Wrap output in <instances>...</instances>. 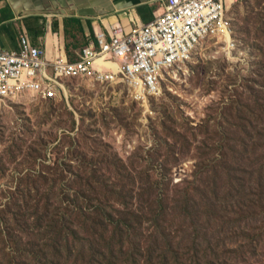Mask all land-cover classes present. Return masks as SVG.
<instances>
[{"label": "rangeland", "instance_id": "rangeland-1", "mask_svg": "<svg viewBox=\"0 0 264 264\" xmlns=\"http://www.w3.org/2000/svg\"><path fill=\"white\" fill-rule=\"evenodd\" d=\"M228 15L230 35L201 43L155 96L136 100L124 84L70 80L51 99L0 102V215L14 202L47 201L87 239L96 205L117 219L128 209L142 218L143 250L165 239L190 245L196 233L217 254L202 264H264V196L244 193L227 213L236 205L246 213L228 220L222 210L206 239L205 222L185 208L213 189L223 196L225 169L242 166L250 185L252 156L264 154L253 148L264 142V0H238ZM227 221L233 230L215 233Z\"/></svg>", "mask_w": 264, "mask_h": 264}, {"label": "built area", "instance_id": "built-area-1", "mask_svg": "<svg viewBox=\"0 0 264 264\" xmlns=\"http://www.w3.org/2000/svg\"><path fill=\"white\" fill-rule=\"evenodd\" d=\"M161 1L163 12L152 22L128 32L117 24L96 39L88 36L72 60L64 45L54 44L48 56L25 33L17 49L0 46V102L25 95L51 99L70 80L124 84L136 100L157 95L164 76L187 63L201 43L231 33L228 13L238 0Z\"/></svg>", "mask_w": 264, "mask_h": 264}, {"label": "trees", "instance_id": "trees-1", "mask_svg": "<svg viewBox=\"0 0 264 264\" xmlns=\"http://www.w3.org/2000/svg\"><path fill=\"white\" fill-rule=\"evenodd\" d=\"M74 24H77L74 28L76 31L72 29ZM80 32L82 30L78 19L68 18L65 20V51L70 60L75 58L77 51L87 45L84 37L83 40L78 38ZM92 39H96L95 36ZM256 132H258L257 126ZM257 140L256 146H253L254 150L258 146L264 147L261 138L258 137ZM242 147L245 150L246 147ZM240 155L242 157L243 153ZM255 155L252 156L251 162L255 167L256 174L250 185H247V180L242 176V172H244L242 166L228 168L224 170L227 198H224L225 194L222 196L220 191L213 189L210 195L207 194L208 197H205L204 202H200L194 208L185 206L186 211H189L188 216L193 215L196 222L199 219L205 222L204 237L208 234L207 230L211 229L212 222L220 214H224L222 210L225 211L224 216L228 220H232L236 215L246 213L241 209L243 205H236L231 208L230 213H227V206L231 207L236 201L238 203L244 193L253 200V197L264 196V154L261 155L257 151ZM221 179L224 178L221 176ZM247 190L250 193H247ZM46 203L47 201L41 205V201L36 200L31 205L25 200L19 207L14 202V206L7 207L1 212L0 223L4 228L0 229V264H191L189 261L194 264H202L204 258L209 257V253L217 255L215 245L203 246L202 241L195 240L200 237L196 233L190 245L165 239L164 243H156V245L150 246L151 248L143 250L141 245L136 242L145 229L141 217L127 209L117 219L112 215V212L107 214L105 208L97 205L99 214L92 220L93 227L84 230V235L89 237L81 239L79 233L70 228L71 221L69 220V222L67 218H59L55 212L50 214V208H47L49 205ZM126 205L127 203H125V208ZM41 207L44 209L45 218L44 216L40 218L39 209ZM64 214V216L70 217L72 212L68 208ZM53 215L60 220L67 221L68 224L60 223V220L56 221ZM157 219L158 215L154 221H158ZM236 221L239 220L236 218ZM233 224L236 222H222L217 226V229L215 228V233L227 230L226 226L228 225H231L230 230H233ZM132 237L135 242L131 241V250L127 252L124 246ZM189 249H192V252Z\"/></svg>", "mask_w": 264, "mask_h": 264}, {"label": "crops", "instance_id": "crops-1", "mask_svg": "<svg viewBox=\"0 0 264 264\" xmlns=\"http://www.w3.org/2000/svg\"><path fill=\"white\" fill-rule=\"evenodd\" d=\"M163 9L161 0H1L0 46L17 49L18 37L25 33L32 44L44 45L49 56L54 44L65 46L68 18L78 19L82 30L78 38L87 41L117 24L126 32L134 24H148Z\"/></svg>", "mask_w": 264, "mask_h": 264}, {"label": "bare ground", "instance_id": "bare-ground-1", "mask_svg": "<svg viewBox=\"0 0 264 264\" xmlns=\"http://www.w3.org/2000/svg\"><path fill=\"white\" fill-rule=\"evenodd\" d=\"M228 35H230V34L227 32L225 35H219L218 37H220V36H228Z\"/></svg>", "mask_w": 264, "mask_h": 264}]
</instances>
